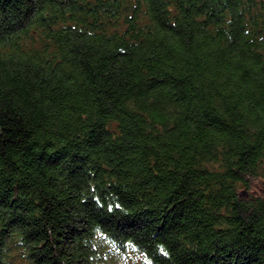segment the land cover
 <instances>
[{
  "label": "trees",
  "instance_id": "1",
  "mask_svg": "<svg viewBox=\"0 0 264 264\" xmlns=\"http://www.w3.org/2000/svg\"><path fill=\"white\" fill-rule=\"evenodd\" d=\"M264 0H0V264H264Z\"/></svg>",
  "mask_w": 264,
  "mask_h": 264
},
{
  "label": "rangeland",
  "instance_id": "2",
  "mask_svg": "<svg viewBox=\"0 0 264 264\" xmlns=\"http://www.w3.org/2000/svg\"><path fill=\"white\" fill-rule=\"evenodd\" d=\"M258 185H253L250 188L246 189V188H241L240 190V194L242 196H250L252 194H255L257 192H261L264 193V183H257Z\"/></svg>",
  "mask_w": 264,
  "mask_h": 264
}]
</instances>
